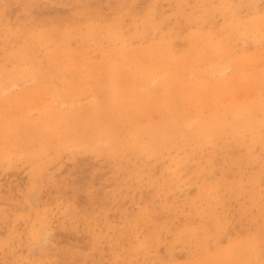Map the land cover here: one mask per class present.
Wrapping results in <instances>:
<instances>
[{"label":"rangeland","instance_id":"1","mask_svg":"<svg viewBox=\"0 0 264 264\" xmlns=\"http://www.w3.org/2000/svg\"><path fill=\"white\" fill-rule=\"evenodd\" d=\"M0 73V264H264V0H0Z\"/></svg>","mask_w":264,"mask_h":264},{"label":"bare ground","instance_id":"2","mask_svg":"<svg viewBox=\"0 0 264 264\" xmlns=\"http://www.w3.org/2000/svg\"><path fill=\"white\" fill-rule=\"evenodd\" d=\"M182 1V0H181ZM185 2V1H184ZM187 2V1H186ZM254 3V2H253ZM224 4V3H223ZM233 4V3H232ZM239 4V3H238ZM177 5V4H176ZM240 5V4H239ZM239 7V6H238ZM248 7V6H247ZM181 8V7H180ZM230 8V7H229ZM190 11V10H189ZM218 11V10H217ZM233 12V11H232ZM190 13V12H189ZM234 15V14H233ZM187 16V15H186ZM257 18V17H256ZM253 19V18H252ZM258 19V18H257ZM150 21H152V20H150ZM187 21V20H186ZM237 21V20H236ZM248 22H249V20H247ZM146 22V21H145ZM196 22V21H195ZM256 22V21H255ZM149 23V22H148ZM147 23V24H148ZM244 23V22H243ZM242 23V24H243ZM151 24V23H150ZM153 24V23H152ZM231 24V23H230ZM92 25V24H91ZM97 25V24H96ZM114 25V24H113ZM112 25V26H113ZM118 25V24H117ZM233 24H231V26H232ZM237 25H240V24H237ZM260 25V24H259ZM97 26H99V25H97ZM110 26V25H109ZM119 26V25H118ZM144 26V25H143ZM235 26V25H234ZM243 26V25H242ZM248 26V25H247ZM257 26V25H256ZM147 27V26H146ZM166 27V26H165ZM106 28V27H105ZM119 28V27H118ZM231 28V27H230ZM246 28V27H245ZM254 28V27H253ZM109 29V28H108ZM120 29V28H119ZM118 29V30H119ZM221 29V28H220ZM247 29V28H246ZM245 29V30H246ZM255 29V28H254ZM15 31V30H14ZM220 31V30H219ZM218 31V32H219ZM223 31H224V28H223ZM243 31H244V29H243ZM8 32V31H7ZM52 32V31H51ZM114 32V31H113ZM116 32H117V30H116ZM133 32V31H132ZM138 32V31H137ZM136 32V33H137ZM8 33H10V32H8ZM47 33V32H46ZM96 33V32H95ZM102 33V32H101ZM110 33H111V31H110ZM118 33V32H117ZM249 34V33H248ZM144 35V34H143ZM196 35H198V34H196ZM201 35V34H200ZM52 36V35H51ZM135 36V35H134ZM133 36V37H134ZM193 36V35H192ZM205 36V35H204ZM122 37V36H121ZM132 37V38H133ZM138 37V36H137ZM195 37V36H194ZM206 37V36H205ZM210 37V36H209ZM253 37V36H252ZM13 38V37H12ZM75 38V37H74ZM111 38V37H110ZM130 38V37H129ZM131 38V39H132ZM232 38V37H231ZM230 38V39H231ZM50 39V38H49ZM103 39H105V38H103ZM191 39H192V37H191ZM253 39H255V38H253ZM123 40V39H122ZM135 40V39H134ZM219 40H220V38H219ZM255 40H257V39H255ZM261 40V39H260ZM44 41H46V40H44ZM54 41H55V39H54ZM59 41V40H58ZM109 41V40H108ZM111 41V40H110ZM161 40H159V42H160ZM194 41V40H193ZM212 41V40H211ZM191 42V41H190ZM213 42V41H212ZM259 42V41H258ZM123 43V42H122ZM170 43V42H169ZM192 43V42H191ZM233 43V42H232ZM37 44V43H36ZM221 44V43H220ZM224 44V43H223ZM227 44V43H226ZM242 44V43H241ZM167 45V44H166ZM207 45V44H206ZM254 45V44H253ZM258 45V44H257ZM192 46V45H191ZM209 46V45H208ZM220 46V45H219ZM27 47V46H26ZM151 47H153V46H151ZM46 48V47H45ZM213 48V47H212ZM223 48V47H222ZM191 49H194L193 47L191 48ZM228 49V48H227ZM116 50V49H115ZM117 51V50H116ZM221 51V50H220ZM110 52V51H109ZM108 52V53H109ZM123 52V51H122ZM168 52V51H167ZM114 53V52H113ZM217 53V52H216ZM199 54V53H198ZM29 55V54H28ZM78 55V54H77ZM76 55V56H77ZM146 55V54H145ZM172 55V54H171ZM202 55H204V54H202ZM217 55V54H216ZM55 56V55H54ZM181 56V55H180ZM179 56V57H180ZM260 56V55H259ZM15 57V56H14ZM53 57V56H52ZM105 57V56H104ZM162 57V56H161ZM178 57V58H179ZM203 57V56H202ZM261 57V56H260ZM22 58V57H21ZM54 58H56V57H54ZM169 58V57H168ZM238 58V57H237ZM244 58V57H243ZM259 58V57H258ZM185 59V58H184ZM216 59V58H215ZM246 59V58H245ZM31 60V59H30ZM29 60V61H30ZM177 60V59H176ZM242 60V59H241ZM7 61V60H6ZM42 61V60H41ZM52 61V60H51ZM212 61H214V60H212ZM22 62V61H21ZM25 62V61H24ZM23 62V63H24ZM54 62V61H53ZM106 62V61H105ZM116 62V61H115ZM249 62V61H248ZM251 62V61H250ZM117 63V62H116ZM238 63V62H237ZM33 64V63H32ZM118 64H119V62H118ZM146 64V63H145ZM218 62L216 63V68L217 67H219L218 65ZM233 64H234V62H233ZM37 65V64H36ZM39 65V64H38ZM177 65H178V63H177ZM26 66V65H25ZM24 66V67H25ZM29 66V65H28ZM51 66V65H50ZM85 66V65H84ZM172 66V65H171ZM225 66V65H224ZM233 66V65H232ZM143 67H145V66H143ZM123 68V67H122ZM125 68V67H124ZM202 68V67H201ZM13 69V68H12ZM31 69V68H30ZM73 69V68H72ZM215 69V68H214ZM252 69V68H251ZM258 69V68H257ZM262 69V68H261ZM8 70V69H7ZM7 70L5 71V72H7ZM14 70V69H13ZM20 70H22V69H20ZM40 70V69H39ZM80 70V69H79ZM263 70V69H262ZM88 71V70H87ZM93 71V70H92ZM126 71V70H125ZM143 71V70H142ZM201 71V70H200ZM212 71H214V70H212ZM60 72V71H59ZM113 72V71H112ZM205 72V71H204ZM211 72V71H210ZM24 73V72H23ZM88 73V72H87ZM177 73V72H176ZM223 73V72H222ZM247 73V72H246ZM1 74V73H0ZM4 74V73H3ZM31 74V73H30ZM37 74V73H36ZM62 74V73H61ZM166 74V73H165ZM200 74V73H199ZM260 74V73H259ZM264 74V73H263ZM80 75V74H79ZM148 75V74H147ZM156 75V74H155ZM195 75V74H194ZM261 75V74H260ZM15 76V75H14ZM13 76V77H14ZM22 76V75H21ZM25 76V75H24ZM65 76H67V75H65ZM112 76V75H111ZM154 76V75H153ZM157 76V75H156ZM162 76V75H161ZM191 76H192V74H191ZM209 76V75H208ZM262 76V75H261ZM36 77V76H35ZM158 77V76H157ZM156 77V78H157ZM172 77V76H171ZM240 77V76H239ZM254 77V76H253ZM21 78V77H20ZM160 78V77H159ZM162 78V77H161ZM178 78V77H177ZM190 78V77H189ZM258 78V77H257ZM31 79V78H30ZM158 79V78H157ZM199 79V78H198ZM260 79V78H259ZM37 80V79H36ZM80 80H81V78H80ZM121 80V79H120ZM181 80H182V78H181ZM205 80V79H204ZM215 80V79H214ZM252 80H253V78H252ZM51 81V80H50ZM95 81V80H94ZM154 81V80H153ZM156 81V80H155ZM199 81H200V79H199ZM206 81V80H205ZM227 81V80H226ZM181 82H183V81H181ZM211 82V81H210ZM5 83V82H4ZM95 83V82H94ZM159 83V82H158ZM28 84V83H27ZM66 84V83H65ZM93 84V83H92ZM152 84V83H151ZM155 84V83H154ZM0 85H1V83H0ZM2 85H5V84H2ZM12 85V84H11ZM72 85V84H71ZM80 85V84H79ZM85 85V84H84ZM114 85V84H113ZM160 85V84H159ZM98 86V85H97ZM128 86V85H127ZM69 87V86H68ZM77 87V86H76ZM94 87V86H93ZM168 87V86H167ZM5 88V87H4ZM159 88H161V87H159ZM77 89V88H76ZM85 89H87L86 87H85ZM143 89V88H142ZM24 90V89H23ZM32 90V89H31ZM153 90V89H152ZM156 90V89H155ZM2 92H4V91H2ZM54 92V91H53ZM60 92V91H59ZM153 92V91H152ZM151 92V93H152ZM18 93V92H17ZM25 93V92H24ZM46 93V92H45ZM52 93V92H51ZM56 93V92H55ZM94 93V92H93ZM150 93V94H151ZM3 94V93H2ZM258 94V93H257ZM20 96H21V94H19ZM79 95V94H78ZM172 95V94H171ZM51 96H53V95H51ZM80 96V95H79ZM106 96V95H105ZM243 96V95H242ZM258 96H259V94H258ZM14 97V96H13ZM19 97V96H18ZM84 97H86V96H84ZM138 97H140V96H138ZM142 97V96H141ZM251 97V96H250ZM46 98V97H45ZM170 98V97H169ZM168 98V99H169ZM201 98V97H200ZM263 98V97H262ZM261 98V99H262ZM6 99V98H5ZM98 99V98H97ZM243 99V98H242ZM33 100V99H32ZM43 100V99H42ZM45 100V99H44ZM53 100V99H52ZM230 100V99H229ZM21 101V100H20ZM23 101V100H22ZM241 101H243V100H241ZM39 102H40V100H39ZM63 102V101H62ZM228 102V101H227ZM261 102V101H260ZM16 103V102H15ZM19 103V102H18ZM57 103V102H56ZM71 103H73V102H71ZM46 104V103H45ZM1 105V104H0ZM104 105V104H103ZM133 105V104H132ZM205 105V104H204ZM5 106H7V105H5ZM28 106V105H27ZM62 106V105H61ZM20 107V106H19ZM25 107V106H24ZM42 107V106H41ZM196 107V106H195ZM213 107V106H212ZM238 107V106H237ZM250 107V106H249ZM9 109V108H8ZM13 109V108H12ZM221 109V108H220ZM250 109H251V107H250ZM20 110V109H19ZM235 110V109H234ZM239 109H236L235 111H238ZM242 110V109H241ZM249 110V109H248ZM252 110V109H251ZM7 111V110H6ZM21 111V110H20ZM36 111H37V109H36ZM42 111V110H41ZM245 111V110H244ZM3 112V111H2ZM106 112V111H105ZM109 112V111H108ZM4 113V112H3ZM8 113V112H7ZM26 113V112H25ZM107 113V112H106ZM247 113V111H245V114ZM251 113H253V112H251ZM21 114V113H20ZM27 114V113H26ZM29 114V113H28ZM41 114V113H40ZM208 114V113H207ZM226 114V113H225ZM244 114V115H245ZM1 115V114H0ZM60 115V114H59ZM67 115V114H66ZM206 115V114H205ZM234 115H235V113H234ZM243 115V117H245ZM3 116V115H2ZM14 117V116H13ZM66 117V116H65ZM69 117V116H68ZM164 117V116H163ZM240 117V116H239ZM15 118V117H14ZM192 118V117H191ZM242 118V117H241ZM252 118V117H251ZM39 119V118H38ZM58 119V118H57ZM162 119V118H161ZM240 119V118H239ZM257 119V118H256ZM51 120V119H50ZM59 120V119H58ZM63 120V119H62ZM69 120V119H68ZM67 120V121H68ZM168 120V119H167ZM234 120V119H233ZM162 121V120H161ZM161 121H159V123L161 122ZM163 121H164V118H163ZM163 121H162V125H166V124H164L165 123V121H164V123H163ZM169 121H172L171 119L169 120ZM18 122V121H17ZM59 122V121H58ZM100 122V121H99ZM204 122V121H203ZM232 122V121H231ZM241 121H239L238 123H240ZM6 123V122H5ZM66 123V122H65ZM76 123V122H75ZM171 123V122H170ZM191 123V122H190ZM197 123V122H196ZM223 123V122H222ZM237 123V122H236ZM46 124V123H45ZM137 124H138V122H137ZM142 124V123H141ZM155 124V123H154ZM174 124V123H173ZM193 124H195V123H193ZM198 124H199V122H198ZM216 124V123H215ZM243 124V123H242ZM51 125V124H50ZM160 125V124H159ZM176 125V124H175ZM185 125V124H184ZM219 125V124H218ZM49 126V125H48ZM52 126V125H51ZM57 126V125H56ZM75 126H76V124H75ZM92 126V125H91ZM154 126V125H153ZM152 126V127H153ZM167 126H168V124H167ZM173 126V125H172ZM180 127L182 126L181 124L179 125ZM186 126V125H185ZM5 127V126H4ZM21 127V126H20ZM23 127V126H22ZM47 127V126H46ZM63 127H65V126H63ZM69 127V126H68ZM150 127V126H149ZM161 127V126H160ZM171 127V126H170ZM184 127V126H183ZM183 127H182V129H183ZM189 127H190V125H189ZM193 127V126H192ZM203 127V126H202ZM83 128V127H82ZM154 128V127H153ZM159 128V127H158ZM164 128H166V127H164ZM172 128V127H171ZM175 128H177V127H175ZM179 128V127H178ZM8 129V128H7ZM22 130H23V128H21ZM47 129V128H46ZM108 129V128H107ZM139 129V128H138ZM137 129V130H138ZM141 129V128H140ZM145 129V128H144ZM149 129V128H148ZM148 129H146V131L148 130ZM160 129V128H159ZM167 129H168V127H167ZM174 129V128H173ZM185 129V128H184ZM188 129V128H187ZM190 129H191V127H190ZM25 130V129H24ZM45 130V129H44ZM74 130V129H73ZM161 130V129H160ZM162 130H164V129H162ZM15 131V130H14ZM48 131V130H47ZM76 131V130H75ZM139 131V130H138ZM140 131H142V130H140ZM144 131V130H143ZM145 131V132H146ZM153 131V130H152ZM157 131V130H156ZM155 131V132H156ZM165 131H166V129H165ZM6 132V131H5ZM45 132V131H44ZM74 132V131H73ZM107 132V131H106ZM105 132V133H106ZM180 132V131H179ZM183 132V131H182ZM189 132V131H188ZM199 132V131H198ZM207 132H208V130H207ZM35 133V132H34ZM104 133V132H103ZM136 133V132H135ZM138 133V132H137ZM140 133V132H139ZM147 133V132H146ZM159 133V132H158ZM160 133H161V131H160ZM185 133V132H184ZM187 133V132H186ZM190 133H192V132H190ZM13 134V133H12ZM37 134V133H36ZM145 134V133H144ZM156 134V133H155ZM32 135V134H31ZM52 135V134H51ZM95 135V134H94ZM103 135V134H102ZM141 135H142V133H141ZM157 135V134H156ZM155 135V136H156ZM208 135V134H207ZM30 136V135H29ZM58 136V135H57ZM98 137H99V135H97ZM96 136V137H97ZM152 136H154V134L152 135ZM3 137H4V135H3ZM9 137V136H8ZM25 137H27V136H25ZM42 137V136H41ZM101 137V136H100ZM104 137V136H103ZM7 138V137H6ZM50 138V137H49ZM89 138H94L95 139V137L93 136L92 137V135H91V137H89ZM102 138V137H101ZM107 138V137H106ZM149 138H150V136H149ZM157 138V137H156ZM171 138V137H170ZM191 138V137H190ZM194 138V137H193ZM52 139V138H51ZM57 139V138H56ZM108 139H109V137H108ZM67 140V139H66ZM87 140H89V139H87ZM104 140V139H103ZM40 141V140H39ZM49 141V140H48ZM90 141V140H89ZM149 141V140H148ZM151 141V140H150ZM231 141V140H230ZM22 142V141H21ZM55 142V141H54ZM67 142V141H66ZM103 142V141H102ZM147 142V141H146ZM183 142H185V141H183ZM242 142H244V141H242ZM9 143V142H8ZM39 143V142H38ZM47 143V142H46ZM51 143V142H50ZM89 143V142H88ZM91 143V142H90ZM101 143V142H100ZM138 143V142H137ZM33 144V143H32ZM49 144V143H48ZM58 144V143H57ZM139 144V143H138ZM176 144V143H175ZM85 145V144H84ZM88 145V144H87ZM86 145V146H87ZM172 145H173V143H172ZM185 145V144H184ZM31 146V145H30ZM39 146H41V145H39ZM79 146V145H78ZM91 146V145H90ZM33 147V146H32ZM47 147V146H46ZM115 147V146H114ZM174 147V146H173ZM44 148V147H43ZM72 148H74V147H72ZM143 148V147H142ZM2 149V148H1ZM42 149V148H41ZM56 149H58V148H56ZM148 149V148H147ZM5 150V149H4ZM64 150V149H63ZM8 151V150H7ZM19 151V150H18ZM45 151V150H44ZM59 151V150H58ZM140 152V151H139ZM138 152V153H139ZM142 152V151H141ZM140 152V153H141ZM17 153V152H16ZM15 153V154H16ZM23 153V152H22ZM37 153V152H36ZM97 153V152H96ZM127 153V152H126ZM133 153V152H132ZM143 153V152H142ZM145 153H146V151H145ZM2 154V153H1ZM44 154H46V153H44ZM85 154V153H84ZM114 154V153H113ZM117 154H118V152H117ZM167 154V153H166ZM189 154V153H188ZM7 155V154H6ZM12 155V154H11ZM71 155V154H70ZM106 155V154H105ZM120 155V154H119ZM43 156V155H42ZM100 156V155H99ZM110 156V155H109ZM150 156V155H149ZM155 156V155H154ZM153 156V157H154ZM160 156V155H159ZM187 156V155H186ZM19 157V156H18ZM33 157V156H32ZM54 158V157H53ZM127 158V157H126ZM133 158V157H132ZM113 159H114V156H113ZM153 159V158H152ZM167 159V158H166ZM1 160V159H0ZM14 161V160H13ZM12 161V162H13ZM16 161V160H15ZM23 161V160H22ZM48 161V160H47ZM257 161V160H256ZM37 162V161H36ZM0 163H1V161H0ZM133 163V162H132ZM174 165V164H173ZM32 167V166H31ZM43 168H44V166H43ZM168 168H170V167H168ZM203 168V167H202ZM179 169V168H178ZM166 170H167V168H166ZM197 170V169H196ZM5 172V171H4ZM167 172V171H166ZM35 173V172H34ZM33 173V174H34ZM171 173V172H170ZM135 174V173H134ZM133 174V175H134ZM35 175V174H34ZM131 176V175H130ZM161 176V175H160ZM130 178V177H129ZM134 178V177H133ZM173 178V177H172ZM175 178V177H174ZM139 179H140V177H139ZM191 179V178H190ZM161 180V179H160ZM253 182V181H252ZM156 183V182H155ZM196 183V182H195ZM150 184H152V183H150ZM218 185V184H217ZM216 185V186H217ZM257 185V184H256ZM151 186V185H150ZM142 187V186H141ZM155 187V186H154ZM133 188V187H132ZM168 189V188H167ZM178 189V188H177ZM229 189V188H228ZM251 189V188H250ZM240 190H241V188H240ZM178 192V191H177ZM250 192V191H249ZM252 194V193H251ZM264 195V194H263ZM257 196V195H256ZM260 196V195H259ZM216 198V197H215ZM198 199V198H197ZM219 204H221V203H219ZM264 204V203H263ZM221 206V205H220ZM243 206V205H242ZM232 209V208H231ZM264 213V212H263ZM36 215V214H35ZM226 216V215H225ZM145 217V216H144ZM44 219V218H43ZM46 219V218H45ZM93 220V219H92ZM142 220V219H141ZM45 221V220H44ZM87 221V220H86ZM146 224V223H145ZM43 225V224H42ZM159 225V224H158ZM261 225V224H260ZM160 227V226H159ZM166 227V226H165ZM197 228V227H196ZM123 229V228H122ZM163 229V228H162ZM174 229V228H173ZM92 230V229H91ZM182 230H183V228H182ZM202 230H204V228H202ZM194 231V230H193ZM215 231H216V229H215ZM183 232V231H182ZM190 232H191V230H190ZM201 232V231H200ZM125 233V232H124ZM194 233V232H193ZM198 233V232H197ZM205 233V232H204ZM219 233V232H218ZM221 233V232H220ZM32 234V233H31ZM126 234V233H125ZM191 234V233H190ZM33 235V234H32ZM35 235V234H34ZM124 235V234H123ZM127 235V234H126ZM181 235V234H180ZM184 235V234H183ZM209 235V234H208ZM250 235V234H249ZM192 236V235H191ZM31 237V236H30ZM193 237H194V235H193ZM253 237V236H252ZM14 238V237H13ZM34 238H35V236H34ZM155 238V237H154ZM177 238V237H176ZM190 238V237H189ZM192 238V237H191ZM195 238V237H194ZM45 239V238H44ZM148 239V238H147ZM152 239V238H151ZM193 239V238H192ZM205 239V238H204ZM248 239V238H247ZM209 240V239H208ZM9 241V240H8ZM47 241V240H46ZM158 241V240H157ZM156 241V242H157ZM196 241V240H195ZM262 242V241H261ZM131 243V242H130ZM129 243V244H130ZM142 243V242H141ZM164 243V242H163ZM194 244V243H193ZM152 245V244H151ZM199 245V244H198ZM197 245V246H198ZM44 246V245H43ZM118 246V245H117ZM148 246V245H147ZM190 246V245H189ZM7 247V246H6ZM46 247V246H45ZM111 247V246H110ZM245 247V246H244ZM199 249V248H198ZM151 250V249H150ZM206 250V249H205ZM250 250V249H249ZM127 251V250H126ZM190 251V250H189ZM235 252V251H234ZM237 252V251H236ZM169 253V252H168ZM167 253V254H168ZM189 253V252H188ZM208 253V252H207ZM256 253V252H255ZM139 254V253H138ZM150 254V253H149ZM244 254V253H243ZM166 255V254H165ZM208 255V254H207ZM139 256V255H138ZM199 256V255H198ZM197 256V257H198ZM206 256V255H205ZM239 256V255H238ZM237 256V257H238ZM246 256V255H245ZM148 257V256H147ZM146 257V258H147ZM161 257V256H160ZM225 257V256H224ZM236 257V256H235ZM248 257V256H247ZM122 258V257H121ZM124 258V257H123ZM122 258V259H123ZM157 258V257H156ZM214 258V257H213ZM239 258H240V256H239ZM134 260V259H133ZM169 260V259H168ZM210 260V259H209ZM242 260V259H241ZM47 262H49V261H47ZM151 262H152V260H151ZM215 262V261H214ZM37 263V262H36ZM161 263V262H160ZM218 263V262H217ZM169 264V263H168ZM178 264V263H177ZM207 264V263H206ZM216 264V263H215Z\"/></svg>","mask_w":264,"mask_h":264}]
</instances>
